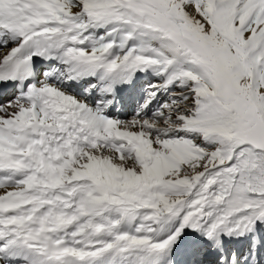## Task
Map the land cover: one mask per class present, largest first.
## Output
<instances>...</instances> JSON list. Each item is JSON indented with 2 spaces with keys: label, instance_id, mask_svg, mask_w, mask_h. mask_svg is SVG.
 Masks as SVG:
<instances>
[{
  "label": "snow or ice",
  "instance_id": "1",
  "mask_svg": "<svg viewBox=\"0 0 264 264\" xmlns=\"http://www.w3.org/2000/svg\"><path fill=\"white\" fill-rule=\"evenodd\" d=\"M0 264H264V0H0Z\"/></svg>",
  "mask_w": 264,
  "mask_h": 264
}]
</instances>
